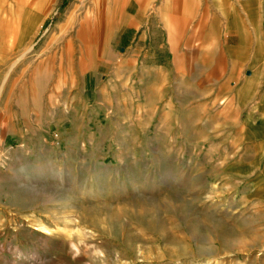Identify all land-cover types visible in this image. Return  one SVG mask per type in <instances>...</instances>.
<instances>
[{
  "label": "rangeland",
  "instance_id": "rangeland-1",
  "mask_svg": "<svg viewBox=\"0 0 264 264\" xmlns=\"http://www.w3.org/2000/svg\"><path fill=\"white\" fill-rule=\"evenodd\" d=\"M42 1L0 0V264H264V10L254 64L239 0H199L223 49L189 96L169 54L121 81L138 5L162 26L175 0H51L22 34Z\"/></svg>",
  "mask_w": 264,
  "mask_h": 264
},
{
  "label": "crops",
  "instance_id": "crops-1",
  "mask_svg": "<svg viewBox=\"0 0 264 264\" xmlns=\"http://www.w3.org/2000/svg\"><path fill=\"white\" fill-rule=\"evenodd\" d=\"M263 1L264 0H239L236 5L240 13L238 16H240V19L248 24V30L251 33L248 32L244 27H238L239 33L237 30L236 31L238 37H241V39L239 38L237 44L234 45L232 53L234 54L235 52H243L244 58L242 59L250 61L253 58L254 64L257 60H261L262 54L260 50H256L257 39L255 36V31L257 25L255 21L252 22V20L255 19L256 14H259V11L262 9L264 10ZM223 3H226L225 0H223ZM149 12L152 13L153 11L145 12L140 10V5H138V9L136 11V24H138V27L136 28L137 36L135 48L134 50H129L127 59L125 58L126 60H136L137 66H135L134 70L121 73L122 83H125L129 76L135 74L138 84L151 87L157 85L154 76L161 74L163 70L161 71L162 67L157 65L156 59L158 58L159 54L164 53L169 54L172 57L176 78L181 79V81H187V85H184L182 89L178 88V90L188 92L189 96H191L192 91H206L208 89L207 86L209 84V77L207 73H204V75L200 73L195 75L197 76L196 78H193L191 71L192 62L197 60L202 64V66H205L204 62L208 61V59L217 60V55L218 53H221L223 45H220L221 50H219L217 42L215 41V48L217 47V50L214 52L215 55L211 54L210 58H208L207 54L204 52L205 45L209 43V37L207 33L208 26L206 16L201 10L199 0H175L174 7L169 9V14L167 17L168 21L165 22L163 20L164 13L162 10L160 11L159 21L161 23L162 19V26L156 24L154 15H151ZM149 14L151 20L149 18ZM263 14L264 13H262V15ZM125 15L128 18L131 16V14L127 11H125ZM218 15L221 16L222 13L219 9L215 8L213 19H219ZM163 23L165 27H163ZM235 26L236 25H232V23L228 24L229 28H235ZM160 28L163 30L166 28V30L163 31L160 30ZM164 33L167 37V46L165 49H162V44L158 47L157 44L160 42L163 43ZM245 42H247L246 53L243 46ZM225 51L230 53V51L227 49H225ZM214 72L215 74L217 73L216 70ZM245 73L249 75L248 70H246ZM218 75L220 74H217L216 77H218ZM251 78L252 76H248L247 79L249 80ZM248 83L249 82H247V84ZM246 85H238V90L236 91L239 92V90L245 88ZM252 92L253 91H251V93ZM251 97H254V95L251 94ZM256 107H258V105Z\"/></svg>",
  "mask_w": 264,
  "mask_h": 264
},
{
  "label": "bare ground",
  "instance_id": "bare-ground-1",
  "mask_svg": "<svg viewBox=\"0 0 264 264\" xmlns=\"http://www.w3.org/2000/svg\"><path fill=\"white\" fill-rule=\"evenodd\" d=\"M50 2H51V0H47V1L43 0L42 1L43 6L36 10L38 12L37 16H34V14H32V12L35 11V9L31 12H29V10H28V14L25 17L24 21L22 22V26H21V27H23L22 34H29V31L32 29V27H34L37 23H39L41 16L45 14L47 8L49 7ZM74 9H73V11H74ZM71 14H73V13L71 12Z\"/></svg>",
  "mask_w": 264,
  "mask_h": 264
}]
</instances>
